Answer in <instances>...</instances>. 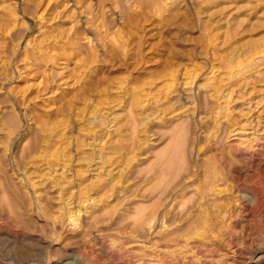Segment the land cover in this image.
Segmentation results:
<instances>
[{
    "label": "rangeland",
    "instance_id": "rangeland-1",
    "mask_svg": "<svg viewBox=\"0 0 264 264\" xmlns=\"http://www.w3.org/2000/svg\"><path fill=\"white\" fill-rule=\"evenodd\" d=\"M98 2L53 0L52 4L59 6L58 11L66 14L65 18L62 17L64 20H50L51 16L50 21H40V13L33 8L31 0H0V57L4 54L9 56L8 62L6 58L0 62V165L3 171V189L0 192L6 190L8 194V198H4L0 193V264H264V144H261L264 143V0H104L105 21L108 18V22H112L113 30L105 34V30L100 28L104 33L100 39L96 27L102 22V11ZM85 14L91 19L96 17L95 23L87 25L90 17ZM125 17L128 19L123 20ZM78 20L82 25L76 24ZM6 24L9 27L4 31ZM70 26L81 33L76 40L80 50L67 54L72 61L68 57L59 60L70 64L63 66L57 62L55 66L58 69H55L59 70L57 73L63 72V76L70 74L79 80L85 76L92 93L85 102L88 104L83 106L85 109L73 110L74 115L72 111L61 112L59 116L62 119L59 116L56 119L59 123L62 120L60 124L69 128L65 132L69 136L68 142H71L64 147L63 154L75 162L72 163L71 174L65 177H71L68 179L70 186L67 179L61 182L66 186L61 195L64 198L58 195L57 199L54 198L56 203L52 200L53 206L61 207L58 210L53 207L52 216L58 218L56 222L62 220L65 234L71 237L65 241L60 237L59 229L54 227L53 217L38 206L34 189L24 173L16 170L17 166H24L25 147L33 138L27 109L18 100L25 85L17 66L27 61L31 63V57L25 54L24 48L28 39H41L45 32L56 30L59 33L60 29L64 36L69 28L74 30ZM24 34L22 45L16 47ZM90 47L98 50L96 63L89 57ZM11 48L15 49L14 55ZM107 49H111L110 52L106 53ZM72 69L78 71L77 75H86L77 76ZM72 71L76 72L75 76ZM11 75L13 79H10ZM71 77H68L70 81L74 79ZM79 80H72L69 84ZM148 89L156 99L164 100L157 104L161 113L155 112L154 105L152 111L160 118L173 119L168 128L156 127L149 132L151 122L160 125V118L157 116L156 119L153 112L151 114V108L150 112L134 110L133 104ZM198 92L209 94L212 100L209 112L213 108L210 115L200 112V108H204V98ZM163 109L165 113H162ZM178 115L182 119H177ZM146 116L155 119L150 117L148 120ZM64 121L70 124L66 125ZM199 121L209 122L206 134L200 129ZM21 125L23 129L7 161L3 151L8 135ZM214 137L216 140L222 137V140H218L217 150L213 146L208 152L205 146L213 145ZM75 144L84 151L83 162L75 156ZM137 145L143 152L149 145L152 147L151 160L137 170L144 171V175L156 170L162 178L160 170L164 163L169 176L162 178L165 182L158 178L157 185L151 183L153 187L136 183L131 172L138 164L135 158L139 152L135 149ZM76 161L80 170L86 172L84 185L79 187L80 180L75 176V171L79 170ZM187 163L196 164L199 169V182L196 181L194 187L201 189L215 180L216 201L192 209L197 223L194 222L191 233L186 237L181 232L172 233L177 225L165 224L160 218L158 222L146 225L144 234L138 230L132 238L129 232L134 220L144 218L155 206L154 202L143 205L134 200L135 204L128 205L123 201L110 200V205L102 203L104 197L114 192H130L134 186L142 191L148 188L159 190L160 187L161 190L162 185H167L175 176L172 175L175 170L183 166L185 169ZM194 187L191 192L195 191ZM81 190L88 200L86 205L73 206L70 210L66 206L70 196L72 198L70 193L78 196ZM191 192L180 193L182 195L176 198L173 209L169 208L172 214L176 213L173 218L179 219L187 206L189 208ZM30 198L34 200L31 207ZM137 204L142 206L140 210H135ZM94 206L101 207L96 208L97 215L90 217ZM108 216L117 219L112 230L108 231L112 233L95 234L98 225L104 227L107 224ZM168 219H172L171 214ZM81 222L92 226L88 237L84 240L72 238ZM167 231L171 232L170 238H166ZM176 237L180 240L177 245L167 242ZM166 242L171 248L165 247ZM26 249L37 258L24 259Z\"/></svg>",
    "mask_w": 264,
    "mask_h": 264
},
{
    "label": "bare ground",
    "instance_id": "bare-ground-1",
    "mask_svg": "<svg viewBox=\"0 0 264 264\" xmlns=\"http://www.w3.org/2000/svg\"><path fill=\"white\" fill-rule=\"evenodd\" d=\"M98 4H100V9L102 11L101 13V17H102V22H100V24L98 25H95L97 26L96 29H97V37L100 39V37L105 33L107 34V32H109L110 30H113V26L112 25V22H108V18H107V21H105V12L103 13V11L105 10L104 9V0H98ZM53 0H31V3L33 5V8L36 10L37 13H40L38 16H39V20L42 21V20H45V19H48V21L50 20H54L56 19L57 21V18L58 20L59 19H63L65 17L63 13V11L59 12V6L57 4H52ZM57 2V1H56ZM55 2V3H56ZM89 6V5H88ZM90 11V10H89ZM69 12V11H67ZM116 12V11H115ZM66 13V11H65ZM71 13V12H70ZM90 13V12H89ZM88 13V14H89ZM81 14V13H80ZM91 14V13H90ZM93 14V13H92ZM114 14V13H113ZM55 15V16H54ZM70 15V14H68ZM72 15H75L74 13ZM86 16L90 17L89 15L85 14ZM37 16V17H38ZM53 16V18H49ZM63 17V18H62ZM70 17V16H69ZM72 17V16H71ZM127 17V16H126ZM123 18L124 19H128L130 18V20L132 19V17L130 15H128V18ZM68 18V17H67ZM66 18V20H67ZM86 18V17H85ZM93 18V16H92ZM96 18V17H95ZM95 18L94 19H88L87 21V25L91 26L92 23H95ZM114 18V17H113ZM38 19V18H37ZM36 19V20H37ZM50 19V20H49ZM64 20V19H63ZM70 20V19H68ZM73 20V19H72ZM99 20V19H98ZM3 21V20H2ZM46 21V20H45ZM44 21V23H45ZM55 21V20H54ZM62 21V20H60ZM75 21V20H74ZM73 21V22H74ZM79 21V20H78ZM5 22V21H4ZM8 22V21H7ZM72 22V23H73ZM76 22V21H75ZM80 22L82 21H79L77 22L76 24L79 25ZM98 22V21H97ZM56 23V22H55ZM62 23V22H61ZM127 23V22H126ZM1 24V23H0ZM46 24V23H45ZM53 24V23H52ZM51 24V25H52ZM56 25V24H55ZM72 25V24H71ZM82 25V23L80 24ZM126 25V24H125ZM4 26V25H3ZM12 26V25H11ZM49 26V25H48ZM86 26V25H85ZM8 27H9V24H6L4 28V31H7L8 30ZM38 27V25H37ZM42 27V26H41ZM74 29L73 26H70ZM77 27V26H76ZM88 27V26H87ZM11 28V27H10ZM69 28V27H67ZM101 29H104L105 31H103L104 33L101 32ZM53 29V28H52ZM58 29V28H57ZM88 29V28H87ZM11 30V29H10ZM48 30V29H47ZM69 32H65L66 34H64L63 36V33H61V29H60V32L57 33L56 30H54L53 32H49L44 34V36L42 35V38L40 39H36L35 37H32L30 39L27 40L26 44H25V54H29V56L31 57V63H24V65H21V66H17V69H19L20 71V77H21V81L22 83L25 85L24 88H22L20 94H19V102H20V105H22L23 107H25L27 110V116L29 118V120L31 121V127H30V135L33 136L32 140H30L26 147H25V151H26V162L24 164L23 167H20V166H17L16 167V170L19 172H23L24 175H25V178L27 180L28 183L31 184V186L33 187L34 189V194L36 195L37 197V203H38V206H41L43 207L42 211H44L46 214H48V216L50 215L51 218L54 216H52V213L54 214L53 211L55 210H58V209H61V207L58 205L56 206H53L54 204H52V200L53 203L57 202L55 201V197H57L58 195L61 196L64 192V188L66 187L65 184L61 183L63 179H67V184L69 185L70 184V178H65L66 177V174L70 173L71 172V166H72V163H75L74 161L72 162V159H70L69 157H66L64 154H63V150H64V147H66L70 142L71 140H69L68 142V137L66 134V128L67 126L63 127L60 121L57 122L56 119L57 117L59 116V113L61 112H65V111H72V113L74 112L73 110H80L82 109V107L86 106L85 104H88V103H85L87 102V98H88V95L90 94V90L87 86V83H86V80H85V76L81 77L83 79L80 78V80L78 78H73L79 82H76V83H73L72 85L69 84L72 83V80L73 82L75 81L74 79H72V77L70 76V74H64L65 76L62 75L61 71L60 73H57L59 72V70H56L55 68H57L56 66L58 65L57 62H59V60L61 59H66V57L70 58V56H67L71 54V52H75L76 50H80L77 46V43L76 40L78 39V37L81 35L80 31L78 29H74L72 30L71 28H69ZM13 31V30H12ZM50 31H52L50 29ZM67 31V30H65ZM89 31V30H88ZM87 31V32H88ZM3 32V31H1ZM9 32V31H8ZM40 32V31H39ZM56 32V33H55ZM64 32V31H63ZM86 32V31H85ZM84 32V33H85ZM115 32V31H114ZM43 33V32H42ZM117 33V32H116ZM4 34V33H3ZM7 34V33H6ZM10 35V33H8ZM7 34V35H8ZM17 34V33H16ZM2 35V34H1ZM14 35V33H13ZM85 35V34H84ZM16 36V35H15ZM25 34L22 35L18 40V44H16V47H20L25 39ZM38 37V36H37ZM109 37V36H108ZM97 38V39H98ZM89 39V38H88ZM88 41V40H87ZM95 42V41H94ZM93 42V43H94ZM99 42V40H98ZM88 43V42H87ZM89 44V43H88ZM87 44V46H88ZM100 44V43H99ZM115 44V43H114ZM90 45V44H89ZM98 45V44H97ZM83 46V45H82ZM92 46V45H91ZM94 46V45H93ZM117 46V44H116ZM94 47H97L96 45ZM101 47V46H100ZM122 47V46H121ZM91 48V47H90ZM114 48V47H113ZM112 48V49H113ZM118 48V46L116 47ZM125 48V47H124ZM12 49V48H11ZM96 49V48H95ZM93 49V47L90 49L91 52H90V59H91V62H94L96 63V59H97V51L98 50H95ZM98 49V48H97ZM109 49V48H108ZM107 49V50H108ZM4 50V49H3ZM82 50V49H81ZM90 50H87V51H90ZM100 50V49H99ZM111 50V49H110ZM110 50H108L106 53L110 52ZM12 51L14 52L12 55L15 54V49H12ZM113 51V50H112ZM125 51V50H124ZM17 52V51H16ZM80 52V51H79ZM3 53V51L1 52ZM73 54V53H72ZM76 54V53H75ZM87 54H89L87 52ZM111 54V53H110ZM109 54V55H110ZM79 55V54H78ZM1 56V55H0ZM74 56V55H72ZM75 57V56H74ZM76 57H79V56H76ZM108 57V56H107ZM7 59V62H8V59H9V56L5 57V54L4 56L0 57V62L3 61L4 59ZM24 58V57H23ZM67 58V59H68ZM73 58V57H72ZM25 59V58H24ZM27 59V58H26ZM69 60V59H68ZM71 60V58H70ZM5 61V60H4ZM64 61V60H63ZM72 61V60H71ZM75 61V60H74ZM87 61V60H86ZM99 61V60H98ZM62 62V61H61ZM59 62V63H61ZM78 62V61H76ZM90 62V61H89ZM66 63V62H65ZM65 63H61V65ZM69 63V61L67 62ZM66 63V64H67ZM2 64V63H0ZM48 64L51 65V67H47ZM65 64V65H66ZM70 64V63H69ZM73 64V62H72ZM56 65V66H55ZM61 65H59L61 67ZM80 65V64H79ZM86 65V64H84ZM89 65V64H88ZM93 64H91L92 66ZM97 65V64H96ZM58 66V67H59ZM45 67H47L45 69ZM78 69H79V66H77ZM90 67V66H89ZM88 67V68H89ZM68 67L66 66V69ZM75 69L76 66L74 67ZM87 68V69H88ZM58 69V68H57ZM62 69V67H61ZM69 69V68H68ZM77 69V70H78ZM85 69V68H84ZM64 70V69H62ZM71 70V69H69ZM73 70V69H72ZM52 71V72H51ZM53 71H55L56 73H54ZM65 71V70H64ZM73 71H76V70H73ZM72 71V73H73ZM82 71V69H81ZM80 71V72H81ZM47 73H50V74H46ZM71 72V71H70ZM77 72V73H76ZM74 73H76V75L78 74V71H76ZM84 72V71H82ZM73 73V75L75 76V74ZM81 74V73H80ZM79 74V75H80ZM72 75V74H71ZM77 75V76H79ZM81 75H86V74H81ZM80 75V76H81ZM63 76V77H62ZM76 76V77H77ZM67 77V78H66ZM68 77L70 78L71 77V81L70 79H68ZM14 77L11 75L10 76V79H13ZM59 78V79H58ZM61 78V79H60ZM87 78V77H86ZM69 80V82H67L66 80ZM62 82H64L63 84H61ZM89 82V81H87ZM78 84V85H77ZM73 86V87H71ZM87 86V88H86ZM156 88V87H155ZM64 89H68L66 92ZM140 91V90H139ZM142 91V90H141ZM145 91V90H144ZM142 92L141 96L139 95L140 99L138 98V100L135 101V103L133 104V107H134V110H145V111H149V108H151V114L152 112L154 111V107H155V112L159 113L160 110V106L157 104H159L160 100L162 98H157L155 97V95L152 93V90H146L145 92ZM160 92V91H159ZM168 92V91H167ZM19 93V92H18ZM16 93V94H18ZM92 93V92H91ZM200 96H202L204 98V108L201 109L200 108V112L202 110V113L204 114H211L213 113V108H211V111L209 112V105H210V101L212 103V100L209 96V94H206V93H203V92H198ZM216 93V92H215ZM139 94V93H138ZM92 95V94H91ZM159 95V93H158ZM162 95V94H161ZM216 95V94H215ZM138 97V96H137ZM164 97V96H163ZM199 97V96H198ZM165 98V97H164ZM210 98V99H209ZM155 99V100H154ZM214 99V98H213ZM163 100V99H162ZM164 101V100H163ZM196 101H197V98H196ZM167 102V101H166ZM164 104V103H163ZM100 105V104H99ZM154 105V107H153ZM168 105L165 104V106ZM83 107V108H84ZM131 107V106H130ZM213 107V106H212ZM96 108V106H95ZM85 109V108H84ZM99 109V108H98ZM94 110V108H93ZM153 110V111H152ZM165 109L162 110V113H165L164 112ZM81 111V110H80ZM84 111V110H82ZM159 111V112H158ZM170 111V110H169ZM77 112V111H76ZM155 112H153V115H155L154 117H156V119L159 117L156 114H154ZM197 112L196 111V115H197ZM75 113V112H74ZM73 113V115H74ZM83 112H81L82 114ZM161 113V112H160ZM76 114V113H75ZM148 114V113H147ZM174 114V113H173ZM62 115V114H61ZM72 115V116H73ZM79 115V114H77ZM160 115V114H159ZM69 116V115H68ZM81 116V115H80ZM80 116L78 118H80ZM158 116V117H157ZM161 116V115H160ZM173 116V115H172ZM60 117V116H59ZM75 117V116H74ZM147 117V116H146ZM151 117V120H152V116ZM149 117V119H150ZM175 117V116H173ZM27 118V119H28ZM64 118V116H63ZM69 118V117H68ZM160 118V117H159ZM176 118V117H175ZM180 118L182 119V116H177V119ZM60 119H62V117H60ZM70 119V118H69ZM75 119V118H73ZM148 119V117H147ZM148 119V120H149ZM155 118H153L154 120ZM66 120V118H65ZM76 120V119H75ZM74 121V120H73ZM79 121V120H78ZM157 121V120H156ZM155 121V122H156ZM160 121V125H157V123H152L151 122V125L149 127V132L152 131V129L154 128H159V129H165V128H168L173 119L171 120L170 118H166L165 116H163L162 118L159 119ZM65 122V121H64ZM68 122V121H67ZM67 122H65L66 125H69L67 124ZM75 122V121H74ZM200 122V121H199ZM251 124V123H250ZM249 124V125H250ZM200 126V129L203 130L202 132L203 133H207L205 131H207V129L210 127V124L209 122L207 121H202L200 122L199 124ZM62 127V128H61ZM23 129V125L21 126H18L17 129L12 133V134H9L8 135V142H7V145L3 151V156L5 157V159L7 161L8 160V154H12L13 153V146L16 142V140L18 139L19 137V133L21 132V130ZM69 130V128H67ZM255 130V129H254ZM258 131V130H257ZM71 135V134H70ZM210 136V135H209ZM216 136V135H215ZM218 136V135H217ZM220 137V136H218ZM209 138V137H208ZM207 138V139H208ZM211 138V137H210ZM209 138V139H210ZM222 138V137H221ZM221 138H218L221 139ZM254 138V137H253ZM78 139V138H77ZM160 139V138H159ZM206 139V142L209 140ZM217 138L214 137V143L213 145L211 144H207V146H205V150H207L209 152L210 149H212V147L214 146L217 150L218 146L220 145V141L216 140ZM256 139V138H255ZM258 139V138H257ZM216 140V141H215ZM222 140V139H221ZM1 141V140H0ZM151 144H153V141L151 140ZM211 142V141H210ZM261 142V141H259ZM259 144V143H258ZM261 144H264L261 142ZM69 146V145H68ZM76 149H75V156L77 158L80 159V162L82 160L83 162V153L84 151H82L81 147L78 146V144L76 145ZM74 146V147H75ZM81 146H83L81 144ZM23 147V146H22ZM260 147V146H259ZM86 148V147H85ZM84 148V149H85ZM141 147H139L138 145L136 146V150H138L139 152H135L136 155H135V158H136V162L138 163L136 166H134V170L131 172V176H133V178L136 180V183L138 185L142 184V183H146V184H151L152 182H154L153 184L154 185H157L155 184V182L158 180V178H161L159 177L160 175H158L156 170H152V172H147V174H143L142 172H140V170H137V169H140L138 168L140 165L146 163V162H149L151 160V151H152V147L149 145L148 148L143 152L142 150L143 149H140ZM67 149V148H65ZM81 149V150H80ZM256 149V148H255ZM258 149V148H257ZM132 150V149H131ZM260 150V149H259ZM100 151V150H99ZM126 151V150H125ZM142 151V152H141ZM201 151V150H200ZM1 152V151H0ZM69 152V151H68ZM216 152V151H215ZM219 152V151H218ZM246 152V151H243V153ZM67 153V152H66ZM220 153V152H219ZM195 154V153H194ZM68 156V155H67ZM186 156V155H185ZM215 156V155H214ZM75 157V158H76ZM174 157V156H172ZM219 157V156H217ZM85 158V157H84ZM186 159V157H184ZM183 158V160H184ZM95 159V158H94ZM220 159V158H219ZM76 160V159H75ZM77 163V168H79L78 166V161H76ZM98 162V161H97ZM171 162V160H169V163ZM185 163V162H184ZM182 162V164H184ZM1 164V162H0ZM162 164V163H161ZM74 165V166H75ZM151 165V164H150ZM164 166L165 164L163 163V168H161L160 170V174L161 176H163L162 178H165V177H169L167 176L168 174L165 172V169H164ZM182 166V165H181ZM2 165H0V190L3 189V185H2V180H3V171L1 169ZM101 167V165L99 166ZM180 167V165L178 166V168ZM5 168V167H4ZM75 168V167H74ZM83 168V167H82ZM183 167H180L178 170L176 169V173L175 174H172L171 171H168L169 174L171 172L172 175H175L174 177H172L169 181V183L165 186L162 185V188L160 190V188H158L159 190H156L155 188L152 190L151 189H147V190H137L136 189V186H134V189H131L130 192H119V193H112L106 197H104V199H102V203H107V205H110V200L112 201H123L125 202L126 204L130 205L135 204L136 201L134 200H137V202H139L140 204H146V203H150L151 201L154 202V204L152 205V210L149 211L148 214H146V216H144V218L142 217V219H139L140 221H137V220H134L135 223H133V227L130 225L131 228V231L129 233V235H132V238H133V234L136 233V231L140 230L143 234H144V231L146 230V225L148 224H151V223H156L160 220V218L162 219V222L163 223H171L170 225L174 224V225H177V229L176 230H172L171 232L172 233H179L181 232L183 235V237L185 236H188L191 232V227L193 226L194 222L197 223V218L193 217L192 216V213H193V210L195 209H198L200 207H204L205 205H209L208 203L211 202L214 204V202L216 201V197H215V190H213L214 188V184L215 183V180H211L209 183H207L206 185H204L203 187L200 188H196L194 187V185L196 184V181L199 179V169H198V166H196V164L194 166L190 165L189 163H187V166L185 169H183ZM95 169V168H94ZM13 171V170H12ZM74 171V170H73ZM78 171V172H77ZM75 171V176L80 180V184L78 185V187L80 185H84V174L86 172H84L82 169L80 170H77ZM94 171V170H93ZM156 171V172H155ZM173 171V170H172ZM174 171V172H175ZM14 172V171H13ZM99 172V171H98ZM173 172V173H174ZM8 173V172H7ZM6 173V174H7ZM109 173V172H108ZM111 173V172H110ZM71 174V173H70ZM143 174V175H142ZM170 174V175H171ZM14 175H16V173L14 172ZM96 175V174H95ZM171 175V176H172ZM68 176V175H67ZM74 176V177H75ZM16 178V177H15ZM14 178V179H15ZM18 178V176H17ZM161 178V179H162ZM161 179H159L161 181ZM17 180V179H16ZM77 180V181H79ZM163 180V179H162ZM165 180V179H164ZM163 180V182H165ZM64 181V180H63ZM166 181L167 178H166ZM159 182V181H158ZM199 182V181H197ZM207 182V181H206ZM167 183V182H166ZM66 184V185H67ZM164 184V183H163ZM202 184V183H201ZM67 185V186H68ZM70 186V185H69ZM152 186V184H151ZM160 186V185H159ZM164 186V187H163ZM63 187V188H62ZM84 187V186H82ZM153 187V186H152ZM156 187V186H155ZM195 189V191H192L191 192V189ZM216 187V186H215ZM68 188V187H67ZM132 188V187H131ZM200 189V190H199ZM89 190V189H88ZM130 190V189H129ZM51 191H54V192H51ZM72 192V191H71ZM118 192V191H117ZM191 192L192 193V197H191V202H190V206L188 208L187 206V209L186 211H184L185 213L182 214V216L179 218V219H175L173 218L176 213L172 214V211L169 210V208L173 209V204L175 203L176 201V198L179 196L180 193L182 194H187ZM2 194V196L4 198H8V194H7V191L4 190L2 192H0ZM101 193V192H99ZM104 193V192H103ZM110 193V192H109ZM57 194V195H55ZM75 194V193H74ZM85 193L82 192L81 190V193L78 195V196H75L73 194L70 193V195H72V198L70 196L69 199L71 200H68L67 202V205L69 207V209H73V206L74 207H80V205H86L87 203V199L83 197ZM180 194V195H182ZM54 195V196H53ZM101 195V194H100ZM53 198H52V197ZM64 196V195H63ZM62 197V196H61ZM69 197V196H68ZM55 198V199H54ZM64 198V197H62ZM66 198V197H65ZM33 198H30V207L33 206V201L32 200ZM65 201V200H64ZM221 201V200H220ZM151 202V203H152ZM177 202V201H176ZM66 203V202H65ZM90 203V202H89ZM182 203V202H180ZM35 204V203H34ZM58 204V203H57ZM112 204V203H111ZM140 204H137L136 206V209L135 210H140V208L142 206H139ZM217 204V203H216ZM103 206V205H102ZM151 206V205H150ZM150 206H148L150 208ZM55 207L56 209L55 210H52V208ZM101 206H94L92 207V213H90V217L93 216L94 214H96L95 212H97L96 208H99ZM113 207V206H112ZM129 207V206H128ZM54 209V208H53ZM85 209V208H84ZM193 209V210H192ZM202 209V208H201ZM81 210V209H80ZM101 210V209H100ZM108 210V209H107ZM106 210V211H107ZM144 210V209H142ZM82 211V210H81ZM86 211V210H85ZM174 211V210H173ZM32 212V210H31ZM137 212V211H136ZM143 212V211H142ZM175 212V211H174ZM178 213V212H177ZM195 213V212H194ZM207 213V212H206ZM86 214V213H85ZM112 214V213H111ZM171 214V217L172 219H168L167 220V217ZM204 214V213H203ZM97 215V214H96ZM181 215V214H180ZM198 215V214H197ZM201 215V214H200ZM207 215V214H206ZM209 215V214H208ZM86 216V215H85ZM138 216V214H137ZM98 217V216H96ZM208 217V216H207ZM178 218V216H177ZM56 219H58L56 217ZM54 217L52 218V220L54 221V227H56L57 229H59V233H60V237H62L65 241H68V240H71V237L67 236V233L65 234V225L64 223L61 221L59 222H56L58 220H56ZM93 220V218H91ZM90 219V220H91ZM209 219V218H208ZM96 220V219H95ZM117 219H114L113 217L111 218V216H108L107 217V224L104 226V227H100L98 225V228H95L97 229L95 231V234L97 235H103V234H107L108 231H111L112 230V227H113V222H115ZM211 220V219H210ZM83 221V220H82ZM97 221V220H96ZM201 221V219H200ZM203 221V220H202ZM89 221H87L88 223ZM85 223V222H81L80 223V226L77 228L76 232H75V235L74 237L72 238H75V239H83L84 237H88V233L90 232V228L92 227L91 224L90 226ZM92 223V221H91ZM130 223V222H129ZM209 223V222H207ZM74 224V223H73ZM87 224V225H86ZM103 224L104 221H103ZM200 224V223H199ZM121 225V224H120ZM169 225V224H168ZM205 225V224H204ZM207 225V224H206ZM200 226V225H199ZM168 227V226H167ZM116 228V227H115ZM117 229V228H116ZM122 229V228H121ZM64 230V231H63ZM118 230V229H117ZM120 231V230H118ZM92 232V231H91ZM107 232V233H105ZM115 232V230H114ZM113 232V233H114ZM170 231H167L166 233V238L169 237V234L171 233ZM196 232V231H195ZM109 233H112V232H109ZM108 233V234H109ZM118 233V232H117ZM120 233V232H119ZM124 234V232H123ZM196 234V233H194ZM199 234V233H198ZM174 235V234H173ZM200 235V234H199ZM197 235V236H199ZM91 236V235H90ZM109 236V235H108ZM113 236V235H112ZM111 236V237H112ZM115 236V235H114ZM131 237V236H130ZM138 237V236H137ZM158 237V236H157ZM170 238V237H169ZM85 239V238H84ZM83 239V240H84ZM135 239V238H134ZM137 239V238H136ZM159 239V238H157ZM190 239V238H189ZM73 240V239H72ZM186 240V239H185ZM180 241L178 237L174 238V239H169L167 240V242H174L175 244ZM182 241V239H181ZM189 241V240H188ZM166 242V243H167ZM191 242V241H190ZM154 243V242H153ZM159 243V242H158ZM181 243V242H180ZM179 243V244H180ZM187 243V242H186ZM156 244V243H154ZM178 244V245H179ZM169 245L168 243L165 244V247H169L167 246ZM177 245V244H176ZM183 245V244H182ZM172 246V245H171ZM193 246V245H192ZM155 247V246H154ZM191 247V246H190ZM195 247V246H194ZM162 248V246H161ZM171 248V247H169ZM178 248V247H177ZM160 248H158L157 250H159ZM164 249V248H163ZM166 249V248H165ZM164 249V250H165ZM198 249V248H197ZM168 250V249H167ZM194 250V249H193ZM200 250V249H199ZM162 251V250H161ZM170 251V250H169ZM172 251V250H171ZM203 251V250H202ZM131 252V251H129ZM24 255V259H28V260H34L37 258V256H35L33 254L32 251H29L26 249V251H24L23 253ZM78 255V254H76ZM81 258L85 259V257L83 255H80ZM144 256V255H143ZM135 257V256H134ZM142 257V256H141ZM151 257V256H150ZM149 257V258H150ZM23 258V256H22ZM133 258V257H132ZM155 258V257H154ZM177 258V257H176ZM175 258V259H176ZM134 260V259H133ZM139 260V259H137ZM153 260V259H152ZM158 260V259H157ZM164 260V259H163ZM136 261V260H135ZM154 261V260H153ZM160 261V260H159ZM177 261V260H176ZM131 262V261H130ZM161 262V261H160ZM186 262V261H185ZM191 263V262H190ZM37 264H40V262H37ZM84 264V263H82ZM127 264H132V263H127ZM142 264V263H141ZM146 264V263H145ZM150 264V263H149ZM151 264H153L151 262ZM158 264V263H157ZM165 264V263H163ZM178 264V263H177Z\"/></svg>",
    "mask_w": 264,
    "mask_h": 264
}]
</instances>
